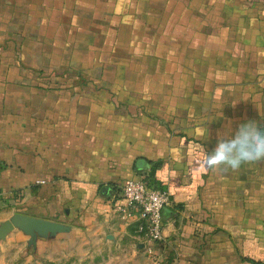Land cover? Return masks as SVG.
<instances>
[{
  "label": "crops",
  "instance_id": "0c3cea01",
  "mask_svg": "<svg viewBox=\"0 0 264 264\" xmlns=\"http://www.w3.org/2000/svg\"><path fill=\"white\" fill-rule=\"evenodd\" d=\"M264 126V0H0V264H264V161L215 171ZM167 189L163 239L122 183Z\"/></svg>",
  "mask_w": 264,
  "mask_h": 264
},
{
  "label": "built area",
  "instance_id": "2783aa9c",
  "mask_svg": "<svg viewBox=\"0 0 264 264\" xmlns=\"http://www.w3.org/2000/svg\"><path fill=\"white\" fill-rule=\"evenodd\" d=\"M120 196L124 203H115L121 214L138 216L137 231L148 243L163 239L165 207L171 202L167 189L150 185L146 176L125 180L121 185Z\"/></svg>",
  "mask_w": 264,
  "mask_h": 264
},
{
  "label": "clouds",
  "instance_id": "9594fccd",
  "mask_svg": "<svg viewBox=\"0 0 264 264\" xmlns=\"http://www.w3.org/2000/svg\"><path fill=\"white\" fill-rule=\"evenodd\" d=\"M215 171H238L243 165L264 161V126L248 121L221 134L206 157Z\"/></svg>",
  "mask_w": 264,
  "mask_h": 264
},
{
  "label": "water",
  "instance_id": "95a60500",
  "mask_svg": "<svg viewBox=\"0 0 264 264\" xmlns=\"http://www.w3.org/2000/svg\"><path fill=\"white\" fill-rule=\"evenodd\" d=\"M16 227L23 229L25 232L32 234L34 231L56 232L61 229L58 223L32 217L28 215L18 214L13 219L8 220L0 225V240Z\"/></svg>",
  "mask_w": 264,
  "mask_h": 264
},
{
  "label": "rangeland",
  "instance_id": "374dc122",
  "mask_svg": "<svg viewBox=\"0 0 264 264\" xmlns=\"http://www.w3.org/2000/svg\"><path fill=\"white\" fill-rule=\"evenodd\" d=\"M87 264H89V263H87ZM97 264H102V261H99Z\"/></svg>",
  "mask_w": 264,
  "mask_h": 264
}]
</instances>
